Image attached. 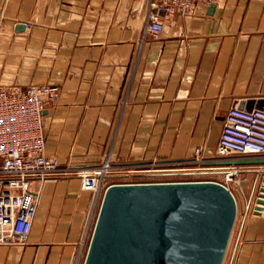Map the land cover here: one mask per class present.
Here are the masks:
<instances>
[{
	"label": "crops",
	"instance_id": "0c3cea01",
	"mask_svg": "<svg viewBox=\"0 0 264 264\" xmlns=\"http://www.w3.org/2000/svg\"><path fill=\"white\" fill-rule=\"evenodd\" d=\"M146 10L147 0H0V85H58L42 119L44 151L60 163L39 187L26 240L0 243V264H75L78 252L82 263L100 198L93 206L78 167L106 154L114 163L178 160L197 146L211 158L230 104L264 107V0L162 13L157 37H142ZM238 167L226 264H264L255 199L264 163Z\"/></svg>",
	"mask_w": 264,
	"mask_h": 264
},
{
	"label": "built area",
	"instance_id": "2783aa9c",
	"mask_svg": "<svg viewBox=\"0 0 264 264\" xmlns=\"http://www.w3.org/2000/svg\"><path fill=\"white\" fill-rule=\"evenodd\" d=\"M213 1L147 0L142 37L146 34L159 36L163 26L162 13L186 14L197 3L210 4ZM20 23L29 25L26 21ZM58 97L59 87L54 83L30 84L25 87L0 85V243L26 240L36 213L39 187L48 175L60 168L57 158L44 151L42 119L43 109L48 104L56 103ZM201 149L200 146L195 147L192 155L183 159L135 163H114L106 154L101 162L78 167L75 173L80 179L81 187L94 193V206L98 197L101 201L108 185L121 183L107 180L113 174L130 175L135 172L164 169L159 167L166 164L204 163L249 153L264 157V107L246 109L237 103L230 104L222 118L215 155L211 158L204 157ZM222 174V180L217 182L233 194L230 182L239 174L238 165H227ZM89 227L90 217L83 231L79 249L88 239ZM79 256L80 252L75 264Z\"/></svg>",
	"mask_w": 264,
	"mask_h": 264
},
{
	"label": "water",
	"instance_id": "95a60500",
	"mask_svg": "<svg viewBox=\"0 0 264 264\" xmlns=\"http://www.w3.org/2000/svg\"><path fill=\"white\" fill-rule=\"evenodd\" d=\"M204 163H264V157ZM259 189L256 209L264 204V178ZM235 216L233 194L217 181L112 183L82 264H221Z\"/></svg>",
	"mask_w": 264,
	"mask_h": 264
},
{
	"label": "rangeland",
	"instance_id": "374dc122",
	"mask_svg": "<svg viewBox=\"0 0 264 264\" xmlns=\"http://www.w3.org/2000/svg\"><path fill=\"white\" fill-rule=\"evenodd\" d=\"M158 168V167H157ZM149 172H135L130 175H110L108 181L117 182H158V181H182V180H213L221 181L222 172H217L208 167L207 163L183 162L180 164H166ZM239 175V174H238ZM232 191L234 190L233 187ZM92 225L89 230L88 239L84 242V254L88 245ZM231 233V232H230ZM229 240V239H228ZM228 244V243H227ZM227 248V246H226ZM229 249H225L221 264H226Z\"/></svg>",
	"mask_w": 264,
	"mask_h": 264
}]
</instances>
